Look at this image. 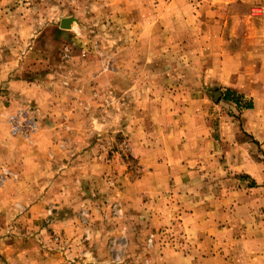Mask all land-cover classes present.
Here are the masks:
<instances>
[{
  "label": "rangeland",
  "instance_id": "1",
  "mask_svg": "<svg viewBox=\"0 0 264 264\" xmlns=\"http://www.w3.org/2000/svg\"><path fill=\"white\" fill-rule=\"evenodd\" d=\"M250 106L264 0H0V264H264Z\"/></svg>",
  "mask_w": 264,
  "mask_h": 264
},
{
  "label": "crops",
  "instance_id": "2",
  "mask_svg": "<svg viewBox=\"0 0 264 264\" xmlns=\"http://www.w3.org/2000/svg\"><path fill=\"white\" fill-rule=\"evenodd\" d=\"M249 114L251 115V116H255V118L254 119H252V121H257V122H255V123H252V122H250V127H251V129H252V127H253V132H254V134H256V132H258V130L257 129H254V127L256 126V124L257 123H260L259 121H264V118H261L260 116L258 117V115H259V113L262 111L261 110V108L260 107H256V108H250L249 110ZM260 114H262V112L260 113ZM263 114H264V112H263ZM258 135H261V134H258ZM262 136V135H261ZM258 138H260V137H258ZM263 138H264V136H263Z\"/></svg>",
  "mask_w": 264,
  "mask_h": 264
},
{
  "label": "water",
  "instance_id": "3",
  "mask_svg": "<svg viewBox=\"0 0 264 264\" xmlns=\"http://www.w3.org/2000/svg\"><path fill=\"white\" fill-rule=\"evenodd\" d=\"M71 21H73L72 18L63 19L61 26L65 27V28H70L71 27ZM217 95L219 96L220 93L218 92Z\"/></svg>",
  "mask_w": 264,
  "mask_h": 264
},
{
  "label": "trees",
  "instance_id": "4",
  "mask_svg": "<svg viewBox=\"0 0 264 264\" xmlns=\"http://www.w3.org/2000/svg\"><path fill=\"white\" fill-rule=\"evenodd\" d=\"M231 93V92H230ZM226 99H230L229 97H226ZM237 101H236V103H239L240 102V100L237 98L236 99ZM252 106H250V108H251Z\"/></svg>",
  "mask_w": 264,
  "mask_h": 264
},
{
  "label": "bare ground",
  "instance_id": "5",
  "mask_svg": "<svg viewBox=\"0 0 264 264\" xmlns=\"http://www.w3.org/2000/svg\"><path fill=\"white\" fill-rule=\"evenodd\" d=\"M72 22V21H71Z\"/></svg>",
  "mask_w": 264,
  "mask_h": 264
}]
</instances>
